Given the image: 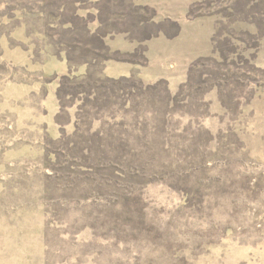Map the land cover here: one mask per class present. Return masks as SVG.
<instances>
[{
  "label": "rangeland",
  "instance_id": "1",
  "mask_svg": "<svg viewBox=\"0 0 264 264\" xmlns=\"http://www.w3.org/2000/svg\"><path fill=\"white\" fill-rule=\"evenodd\" d=\"M67 2L0 0V264H264V0L192 11L222 19L217 59L175 94L98 78L109 55ZM110 11L102 34L155 16Z\"/></svg>",
  "mask_w": 264,
  "mask_h": 264
},
{
  "label": "crops",
  "instance_id": "2",
  "mask_svg": "<svg viewBox=\"0 0 264 264\" xmlns=\"http://www.w3.org/2000/svg\"><path fill=\"white\" fill-rule=\"evenodd\" d=\"M123 1L68 0L66 5L59 6L60 14H72L82 19L86 34L99 40L108 53V59L100 63L98 78L113 81L139 78L146 86L165 82L170 93L175 94L188 84L191 72L200 60L217 59L222 19L218 14L190 17L192 11L201 8L206 0H125L126 7H123ZM104 9L111 10L109 21L119 25L123 24V15L137 13L140 9L152 10L155 16L134 29L118 31L112 28L102 34L106 24L100 16ZM258 14H264V11ZM90 16L95 17L91 20ZM255 60V66L264 71V40ZM96 63L94 59L74 66L69 59L63 58L56 62L54 73L87 79ZM51 102L58 104L55 93Z\"/></svg>",
  "mask_w": 264,
  "mask_h": 264
},
{
  "label": "trees",
  "instance_id": "3",
  "mask_svg": "<svg viewBox=\"0 0 264 264\" xmlns=\"http://www.w3.org/2000/svg\"><path fill=\"white\" fill-rule=\"evenodd\" d=\"M65 85L66 84H62V88H65ZM58 97H59V100H60V102H62V97H61V91L58 93Z\"/></svg>",
  "mask_w": 264,
  "mask_h": 264
}]
</instances>
